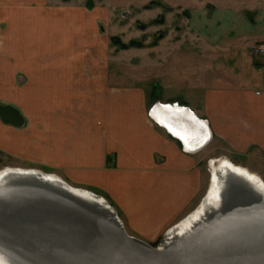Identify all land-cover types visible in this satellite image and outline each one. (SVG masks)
I'll list each match as a JSON object with an SVG mask.
<instances>
[{
    "label": "crops",
    "instance_id": "crops-1",
    "mask_svg": "<svg viewBox=\"0 0 264 264\" xmlns=\"http://www.w3.org/2000/svg\"><path fill=\"white\" fill-rule=\"evenodd\" d=\"M250 3L226 5L220 15L207 13L203 3L191 14L197 36L224 50V88L200 86L201 105L117 85L112 59L85 58L71 48L84 34H70L69 11L51 13L54 24L46 31L51 40L60 41L49 43L43 52L35 43L31 54H21L16 41L23 28L13 27L17 34L11 37L12 53L5 56V45L0 44V83L7 71L9 80L24 82L13 85L11 98L0 99L18 109L23 124L0 119V161L38 167L104 195L130 231L147 241L195 206L201 188L196 159L210 142L219 141L225 157L236 163L248 165L241 160L251 158L252 169L262 176L264 0ZM75 14L72 17L80 16ZM215 15L224 21V27L216 29L220 37L210 28H198ZM36 25L28 31L37 30ZM156 102L189 108L206 121L209 141L195 152L186 151L180 139L149 117Z\"/></svg>",
    "mask_w": 264,
    "mask_h": 264
},
{
    "label": "rangeland",
    "instance_id": "rangeland-1",
    "mask_svg": "<svg viewBox=\"0 0 264 264\" xmlns=\"http://www.w3.org/2000/svg\"><path fill=\"white\" fill-rule=\"evenodd\" d=\"M254 1L0 0V44L5 45V56L12 53L13 42L11 37L17 34L14 33L16 30H13V27L19 26L23 28L20 39L16 41L18 44L16 47L20 53L28 56L31 54L35 43L40 44L37 49L43 52L49 43L55 45L60 41V39L51 40L49 31H46V26L54 24L51 16L55 15L56 12L66 10L72 13L68 19L70 34L76 31L84 34L83 38L79 37L71 48L79 56L85 58L112 59L111 69L113 74H116L117 85L130 84L133 89L143 90L148 96H157L161 99V96H164V100L187 101L190 99L194 104L201 105L203 103V89L199 88L200 86L210 84L224 88V50L219 44L211 45L203 41L200 36L205 37L204 35L198 33L197 36L194 24L196 19L191 14L197 11L203 3H207L204 6L207 13L212 12L220 15L226 5H236L240 2L241 4H248L254 3ZM76 12L79 14H75ZM73 14L80 16L72 17ZM209 21L206 22L207 25L205 23L199 24L198 28L200 30L210 28L217 31V26L224 27V21L216 15L215 17L210 16ZM35 23L38 26L37 30L29 32L30 29L27 28ZM54 27L59 30L56 25ZM217 33L216 36H222L220 29ZM259 49L262 50L261 47ZM6 73L3 76L5 85L3 82L0 83V95L11 98L14 93L13 85L16 87L21 84L22 86L24 81L21 82L20 79L16 83L13 77H10L13 81L9 80V74ZM193 86L198 88L193 90ZM173 102L178 103V101ZM150 109L148 114H150ZM150 121L152 120L150 119ZM201 152H203V156H197L196 159L200 174H197V181L200 182L201 179V188L195 206L208 182L209 162L212 159L227 156L224 155V147L217 140L210 142L208 147L202 149ZM230 161L245 167L249 166L247 168L256 173L252 169L251 158L248 161L241 160L242 163L248 165L236 163L235 159H230ZM4 166L34 167L28 164L19 165V163L16 165L13 163L3 164L0 161V168ZM259 176L264 180V174L262 176L259 174ZM80 188L90 190L109 202L100 193L85 187ZM109 204L115 209L128 234L153 247L163 240L164 231L156 239L150 241L145 240L140 234L130 231L124 224L120 212L110 202ZM147 212L144 211V213Z\"/></svg>",
    "mask_w": 264,
    "mask_h": 264
},
{
    "label": "bare ground",
    "instance_id": "bare-ground-1",
    "mask_svg": "<svg viewBox=\"0 0 264 264\" xmlns=\"http://www.w3.org/2000/svg\"><path fill=\"white\" fill-rule=\"evenodd\" d=\"M149 117L180 139L186 151L195 152L206 144V121L196 117L187 107L156 102ZM208 175L206 188L197 205L167 227L163 240L154 246L157 251L163 252L157 264H181L184 260L183 264H214V261L224 264L227 248H235V242L243 240V234L247 231V234L255 232L258 235L264 232V180L257 173L224 156L209 162ZM232 178H239L249 184L257 197L245 202L246 205L223 214L218 210L225 201V194L229 192L225 186ZM0 193L38 197L71 212L92 216L98 224L109 228L112 233L119 232L111 218L110 211L115 209L104 197L71 185L58 175L39 168L1 167ZM76 200L91 203L95 209L85 208L76 203ZM124 238L121 234L119 239L123 241ZM127 240L126 242H131ZM140 247L138 244L135 246L136 249ZM147 249L141 247V256L146 255L143 254L144 251L147 255L150 253ZM145 258L152 261L149 255ZM0 264H16L1 247Z\"/></svg>",
    "mask_w": 264,
    "mask_h": 264
},
{
    "label": "water",
    "instance_id": "water-1",
    "mask_svg": "<svg viewBox=\"0 0 264 264\" xmlns=\"http://www.w3.org/2000/svg\"><path fill=\"white\" fill-rule=\"evenodd\" d=\"M0 119L15 126L23 124L22 115L10 104L0 103ZM207 133L206 143L209 129ZM226 187L229 192L218 210L223 214L257 197L254 189L239 178L229 179ZM76 203L93 207L84 201ZM110 212L120 233H112L92 216L71 212L41 198L0 193V247L16 264H157L163 252L129 236L116 212ZM247 233L243 240L235 242V248H227L224 264H264V232ZM121 234L123 241L119 239ZM135 244L148 248L152 261L145 258V251L146 255L141 256L143 251Z\"/></svg>",
    "mask_w": 264,
    "mask_h": 264
}]
</instances>
